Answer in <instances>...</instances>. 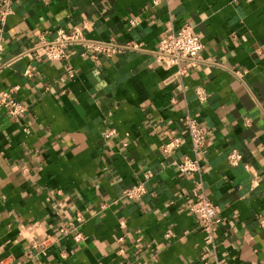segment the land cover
I'll return each mask as SVG.
<instances>
[{
    "label": "crops",
    "instance_id": "crops-1",
    "mask_svg": "<svg viewBox=\"0 0 264 264\" xmlns=\"http://www.w3.org/2000/svg\"><path fill=\"white\" fill-rule=\"evenodd\" d=\"M186 23L203 47L176 77L156 51ZM59 29L142 49L69 45L70 76L27 53ZM3 47L0 91L18 86L27 109L0 113V264H264V0H14ZM187 114L207 135L191 175L177 169L191 155ZM141 182L144 197L125 200ZM195 193L218 208L214 246Z\"/></svg>",
    "mask_w": 264,
    "mask_h": 264
},
{
    "label": "built area",
    "instance_id": "built-area-1",
    "mask_svg": "<svg viewBox=\"0 0 264 264\" xmlns=\"http://www.w3.org/2000/svg\"><path fill=\"white\" fill-rule=\"evenodd\" d=\"M161 0H154V3H158ZM0 7V57L4 49L3 47V22L7 15L12 11V5L14 0H1ZM69 45H81L87 51L93 53H103L107 57H111L118 52H122L126 49L141 50V43L135 41H129L125 44L115 43L112 40L100 41L85 38L77 29L66 30L59 29L54 40L48 41L41 39V41L33 45L27 53L33 55H42L50 60L63 61L66 63L67 72L70 76H73L74 71L70 62L67 60V50ZM203 44L198 35L193 31V28L189 24H183L178 29L168 28L165 35L159 42L158 49L156 51L157 60L166 67L177 66L176 77H182L186 68L182 67V63H188L190 66L197 64L199 52L201 51ZM1 72V66H0ZM33 72L32 67H27L25 75L31 76ZM18 86H13L6 90L0 91V113L5 111L7 114L15 119H18L23 114L27 107L24 103L18 101L15 98V92L18 90ZM198 98L201 101L206 99L202 90L197 91ZM182 121L186 127V134L190 141L191 155H184L180 161L177 162V169L179 172L191 175L200 173L202 169L201 154L205 148L207 135L197 121L191 115H185ZM181 146V138L173 137L168 139L161 145V149L164 153L170 154ZM228 160L232 165L237 164L241 160V155L237 151H232ZM147 189L144 183H138L126 187L123 190V198L128 201H139L146 194ZM189 209L197 217L199 227L206 233L209 242L214 246L215 232L220 222L217 218L218 208L214 205L208 197L203 193L197 195L190 200ZM64 229H62L63 231ZM79 236V235H77ZM201 260L204 264H209V254H203ZM213 264H223L214 257Z\"/></svg>",
    "mask_w": 264,
    "mask_h": 264
}]
</instances>
